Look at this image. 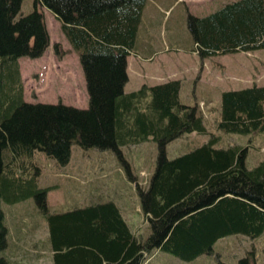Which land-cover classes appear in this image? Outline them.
Instances as JSON below:
<instances>
[{"label": "trees", "instance_id": "trees-1", "mask_svg": "<svg viewBox=\"0 0 264 264\" xmlns=\"http://www.w3.org/2000/svg\"><path fill=\"white\" fill-rule=\"evenodd\" d=\"M147 1L34 0L23 14V0H0V251L11 244L2 200L30 196L46 218L53 264H144L153 249L193 260L213 253L221 238L264 231V157L249 167L248 145L217 147L218 135L208 130L198 104L180 99L179 79L125 91L127 58ZM43 6L60 20L79 56L87 107L24 99L18 60L40 57L50 45ZM186 24L202 59L264 48V0L231 1L204 16L188 11ZM54 52L58 58L66 53L60 42ZM216 123L222 132H264V85L223 91ZM192 131L211 137L168 157V143ZM150 139L158 144L156 165L148 185L137 187L150 224L145 239L112 200L50 211L54 186L39 185L36 150L65 165L73 143L112 149L132 175L121 146ZM0 264L12 263L0 256ZM233 264H257L254 248Z\"/></svg>", "mask_w": 264, "mask_h": 264}, {"label": "rangeland", "instance_id": "rangeland-1", "mask_svg": "<svg viewBox=\"0 0 264 264\" xmlns=\"http://www.w3.org/2000/svg\"><path fill=\"white\" fill-rule=\"evenodd\" d=\"M228 1L233 0H178L175 3L174 0L147 1L148 7L152 5L161 8L173 4L166 17L167 29L177 34L181 43V50L176 48L172 50H180L179 53L188 58V72L184 73L186 77L183 81L184 85L189 87L193 104L197 100L199 103L200 99L208 101L210 89L223 86L224 77H232L230 87L234 88L255 83L264 84V49L211 56L199 81L202 58L193 53L195 46L186 24L187 13L189 11L196 16H204ZM33 7L34 0H23L21 13L26 14L32 11ZM43 9L51 43L41 57H21L25 100L46 103L61 101L77 107H87L88 93L78 55L71 48L65 49L70 43L61 30L60 20L56 17L53 19L52 11L47 7L44 6ZM159 14L162 20L164 15L161 12ZM179 32L183 33V39ZM162 37L159 31V38ZM55 42H60L66 51L63 58L56 57L58 60L54 58ZM169 49L168 47L167 50ZM175 51H169V54ZM78 66L83 77L77 71ZM213 98L214 103L209 107L207 103L204 104L200 112L205 118L208 130L218 135L217 147H227L235 143L248 145L246 163L249 167L256 166L259 159L264 157V132L241 134L218 130L216 120L219 116V104L216 96ZM210 137L209 134L197 132L184 133L168 143L167 155L170 158L181 155L202 145ZM71 150L70 161L65 165L59 164L54 157L40 150H36L33 155V161L41 168L39 185L54 186L48 193L50 211H65L93 202L112 200L117 205H124L129 209L127 218L130 225L138 238L145 239L150 233V224L141 209L137 187L145 188L148 185L156 165L157 142L150 139L138 144L121 146L123 155L130 164L132 175L112 149L83 148L78 143H73ZM2 208L9 227L8 240L11 244L8 249L0 251V256L9 258L12 264H53L51 250L46 242L47 221L39 210L35 198L30 196L8 204L2 200ZM252 248L255 251L256 263L264 264V231L255 238L245 234L221 238L214 245L213 253L202 254L193 260H184L171 252L153 249L148 253L144 264H233Z\"/></svg>", "mask_w": 264, "mask_h": 264}, {"label": "crops", "instance_id": "crops-1", "mask_svg": "<svg viewBox=\"0 0 264 264\" xmlns=\"http://www.w3.org/2000/svg\"><path fill=\"white\" fill-rule=\"evenodd\" d=\"M177 1L178 0H174V3ZM172 6L173 4L168 5L167 7L161 6V8L152 5H149L148 7V4L146 3L143 9V14L138 29L136 44L133 49V54L128 56V66H127L128 81L125 85V91L138 89L144 83L153 85V84L163 83L171 79H179L181 81L180 99L184 103L193 105L192 98L190 97V92L188 90L189 87L188 86L186 87L183 81V79L186 77L184 73L188 72V68H187L188 58L185 55L179 53L182 48L178 35L173 33L171 29H167L168 25L166 22V17L169 15ZM160 12L163 13L164 15L162 20L159 14ZM52 14H53L52 18L54 19V17L56 16L54 15V13ZM159 31L163 36L162 38H159ZM179 35L182 39L184 38L183 33H180ZM168 47L170 48L169 50H167ZM65 48L69 49L70 47L65 46ZM172 48H176L180 50L175 51L172 50ZM169 51L170 52L175 51V52L169 54ZM54 58L58 60L56 56ZM208 61L209 58L203 60V66L199 73V81H201L203 77L204 68L208 65ZM19 62H20L21 75L23 76L21 58L19 59ZM77 71H79V75L83 77L80 72L79 66ZM217 74L218 77L221 78L218 72ZM222 79H223V86L219 88L213 87V89H210V94L208 95L209 99L208 101H206L208 107L214 103L215 100V98H213L214 96H216V99L220 106L221 93L223 91L229 89L243 88V87H239V88L230 87V82L232 80V77L230 76L224 77ZM24 98H25V92H24ZM202 100L204 101V99H200V101ZM195 102H196L195 104H197L198 100ZM118 206L120 207L131 230L134 233H136V231H134L127 218V215L130 212L129 209H126L124 205L118 204Z\"/></svg>", "mask_w": 264, "mask_h": 264}]
</instances>
